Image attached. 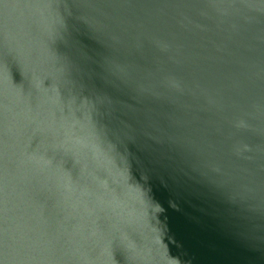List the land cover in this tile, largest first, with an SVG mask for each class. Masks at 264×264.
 <instances>
[{
  "label": "water",
  "instance_id": "water-1",
  "mask_svg": "<svg viewBox=\"0 0 264 264\" xmlns=\"http://www.w3.org/2000/svg\"><path fill=\"white\" fill-rule=\"evenodd\" d=\"M0 264H264V0H0Z\"/></svg>",
  "mask_w": 264,
  "mask_h": 264
}]
</instances>
